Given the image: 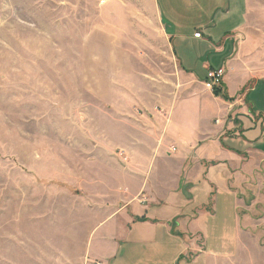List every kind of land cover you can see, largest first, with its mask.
Instances as JSON below:
<instances>
[{"label":"rangeland","instance_id":"374dc122","mask_svg":"<svg viewBox=\"0 0 264 264\" xmlns=\"http://www.w3.org/2000/svg\"><path fill=\"white\" fill-rule=\"evenodd\" d=\"M104 1L0 0V264H94L114 248L113 235L128 239L127 213L107 217L126 202L125 187L141 183L128 179L137 165L129 145L146 120H168L174 75L161 40L146 48L134 13L143 4ZM173 142L168 136L162 153ZM175 155L159 157L155 170L178 171ZM254 183L244 194L246 205L258 201L251 236L224 210L202 216L190 229L204 237L179 241L190 244L182 263L203 251L208 264H264V191Z\"/></svg>","mask_w":264,"mask_h":264},{"label":"crops","instance_id":"0c3cea01","mask_svg":"<svg viewBox=\"0 0 264 264\" xmlns=\"http://www.w3.org/2000/svg\"><path fill=\"white\" fill-rule=\"evenodd\" d=\"M136 2L143 4L134 13L146 25L142 26L146 48L154 46L152 38H158L154 43L161 40L166 49L175 98L163 103L168 120H146L136 148L129 145L137 165L128 168V179L141 175L142 180L137 188L125 187L126 202L107 217L127 213L128 239L113 235L109 242L114 248L94 264H181L190 244L184 249L179 241H190L197 234L204 237L206 230L201 227L190 229L202 216L224 210L236 232L251 236L245 229L258 201L255 195L246 205L244 194L254 182L260 193L264 191V0ZM196 33L202 37L194 38ZM218 69L226 70L223 86L229 100L202 89L207 73ZM202 73L203 81L198 77ZM182 77L186 84H180ZM182 92V104L173 108ZM180 110V124H176L173 120ZM168 136L174 142L164 154ZM146 141L154 146L142 155L139 147L144 148ZM171 147L176 152H170ZM175 153L173 161L181 163L178 171L155 170L159 157ZM115 171L127 178L125 171L117 167ZM140 193L144 194L141 201ZM123 241L127 246H122ZM195 253L182 264L209 263L203 251Z\"/></svg>","mask_w":264,"mask_h":264},{"label":"built area","instance_id":"2783aa9c","mask_svg":"<svg viewBox=\"0 0 264 264\" xmlns=\"http://www.w3.org/2000/svg\"><path fill=\"white\" fill-rule=\"evenodd\" d=\"M202 37L201 33H196L194 35V38L200 39ZM226 75V70L224 69H218V70H210L207 73L206 79L204 81V87L213 92L215 88H218L223 85L224 78ZM171 152L174 153L176 150L173 148L171 149Z\"/></svg>","mask_w":264,"mask_h":264},{"label":"trees","instance_id":"16d2710c","mask_svg":"<svg viewBox=\"0 0 264 264\" xmlns=\"http://www.w3.org/2000/svg\"><path fill=\"white\" fill-rule=\"evenodd\" d=\"M213 94L215 97H221V98H224L225 100H229L226 94L225 87L223 85L218 88H215L213 91Z\"/></svg>","mask_w":264,"mask_h":264}]
</instances>
